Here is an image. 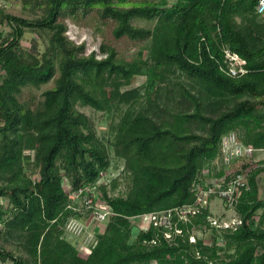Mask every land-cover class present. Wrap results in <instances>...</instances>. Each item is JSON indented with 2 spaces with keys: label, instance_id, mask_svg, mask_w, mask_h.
I'll return each mask as SVG.
<instances>
[{
  "label": "trees",
  "instance_id": "trees-1",
  "mask_svg": "<svg viewBox=\"0 0 264 264\" xmlns=\"http://www.w3.org/2000/svg\"><path fill=\"white\" fill-rule=\"evenodd\" d=\"M20 1L27 16L0 6V264H264L257 182L264 158L218 166L220 138L230 130L264 148L258 0ZM92 12L113 22L115 39L147 40L146 53L127 60L113 46L88 50L70 39L64 20ZM26 31L33 33L29 49ZM225 46L245 74L225 72ZM49 82L35 105L20 99L24 88ZM78 105L109 114L106 139ZM112 157L123 169L97 184L93 199L111 214L85 252L64 225L71 217L86 223L92 209L71 208L69 195L109 173ZM204 171L247 174L235 230L213 226L201 206L170 240L151 223L134 231L141 214L192 203ZM122 176L127 190L111 194Z\"/></svg>",
  "mask_w": 264,
  "mask_h": 264
},
{
  "label": "built area",
  "instance_id": "built-area-1",
  "mask_svg": "<svg viewBox=\"0 0 264 264\" xmlns=\"http://www.w3.org/2000/svg\"><path fill=\"white\" fill-rule=\"evenodd\" d=\"M1 1V0H0ZM171 1V0H166ZM170 3V2H169ZM172 3V2H171ZM255 12L264 16V0H258L255 5ZM225 72L230 76H241L247 72L243 60L227 46L223 49ZM264 148H256L252 145L245 144L241 141L236 131L230 130L224 133L220 138V157L218 166L228 168L231 166L240 167L242 164L251 160H259L258 152H263ZM264 167V164H259ZM110 174L100 172L99 179L96 183L84 184L76 191L70 193L72 200L71 208L78 210L82 207L92 209L86 223L74 217L69 218L64 225L65 231L77 238L78 246L82 247L85 252H89L90 246L95 239L94 229H90V224L104 223L111 214L110 209L104 206L102 201L94 205L93 199L97 184H107L110 182ZM66 188V187H65ZM249 188L247 174L243 172L224 173L220 176H211L208 171L203 172L202 180L193 183L194 201L164 210L147 212L135 217L137 226L153 224L156 227L164 229V236L171 239L175 234L181 233L178 226L179 222L188 221L189 216L197 213L198 208L208 207L212 199L217 198L228 210L236 209L238 196L242 190ZM256 220H250L253 225ZM210 222L218 229L235 230L242 222L241 216H234L230 220L210 217ZM1 227V223H0ZM194 241V235L189 237Z\"/></svg>",
  "mask_w": 264,
  "mask_h": 264
},
{
  "label": "rangeland",
  "instance_id": "rangeland-1",
  "mask_svg": "<svg viewBox=\"0 0 264 264\" xmlns=\"http://www.w3.org/2000/svg\"><path fill=\"white\" fill-rule=\"evenodd\" d=\"M169 2L174 3L175 0H171ZM0 6L3 7L5 12H8L10 14L27 16V14L23 12L20 0H1ZM64 22L67 25L66 33L69 36V38L78 43L85 42L88 50L98 48L99 44L104 43L113 46L117 51L118 55L127 60L134 57L139 58L140 54L144 55L146 53L145 46L147 45V40L134 43L131 40L127 39L126 37L115 39L112 35L113 22L112 21L103 22V20H101L98 17L96 12H92L84 18L83 17L80 18L79 20H73L71 18H67L64 20ZM136 23L144 24L145 21L136 20ZM1 29L3 32H6L8 30V27L3 26ZM32 37H33L32 32L29 31L25 32L22 40V45L25 49L30 48ZM37 44H39L38 46L40 49L43 48V45L40 43V41H38ZM142 81L143 78L139 77V79L134 83V85H137ZM52 85L53 82H49L48 84L41 86V88L39 89L34 87L24 88L20 96V99L27 100L29 103L35 105L39 100L42 99V92L45 89L52 87ZM78 109L84 112L90 118L98 136L106 139L108 136L107 128L109 123V117H108L109 114L102 111H97L89 106L78 105ZM257 157L264 158V151L258 152ZM122 169H123V161L121 159L112 157L109 168L110 170L109 179L116 176L118 177L119 176L118 174L119 172H121ZM258 181L260 184L259 194L261 198H264V171L258 176ZM64 184L66 183L64 182ZM127 184L128 181L124 178V176H122L119 180V185L117 189H115L114 191L109 190V192L113 195H116L118 193H124L127 190ZM209 210L211 212L212 218L216 217L226 220H230L236 215L238 216L239 213L236 209L228 210L225 207H223L222 202L217 198L211 200L209 205ZM144 226L146 225H140V227H144ZM89 228L94 229L96 231L101 230L102 223H97L92 225L90 224ZM133 228L134 231H137V229H139V227L134 224H133ZM71 237L72 236L69 235V238ZM133 237L134 234L131 237V240L133 239ZM10 248L14 249L13 246H10Z\"/></svg>",
  "mask_w": 264,
  "mask_h": 264
},
{
  "label": "crops",
  "instance_id": "crops-1",
  "mask_svg": "<svg viewBox=\"0 0 264 264\" xmlns=\"http://www.w3.org/2000/svg\"><path fill=\"white\" fill-rule=\"evenodd\" d=\"M262 172H263V171H262ZM262 172H260V174H261ZM260 174H259V175H260ZM257 182H258V187H259V190H260V184H259V181H258V177H257ZM259 197H261L260 194H259ZM72 241L74 242L75 239L73 238Z\"/></svg>",
  "mask_w": 264,
  "mask_h": 264
}]
</instances>
